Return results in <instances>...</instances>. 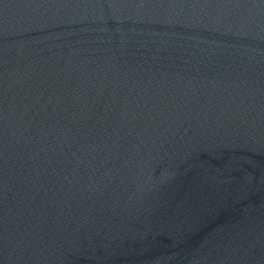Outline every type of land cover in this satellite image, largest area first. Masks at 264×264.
Returning a JSON list of instances; mask_svg holds the SVG:
<instances>
[{
	"label": "water",
	"instance_id": "95a60500",
	"mask_svg": "<svg viewBox=\"0 0 264 264\" xmlns=\"http://www.w3.org/2000/svg\"><path fill=\"white\" fill-rule=\"evenodd\" d=\"M0 264H264V0H0Z\"/></svg>",
	"mask_w": 264,
	"mask_h": 264
}]
</instances>
